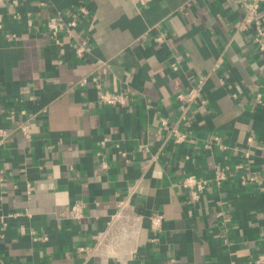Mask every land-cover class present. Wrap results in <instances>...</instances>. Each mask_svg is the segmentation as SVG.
Instances as JSON below:
<instances>
[{"label": "crops", "instance_id": "0c3cea01", "mask_svg": "<svg viewBox=\"0 0 264 264\" xmlns=\"http://www.w3.org/2000/svg\"><path fill=\"white\" fill-rule=\"evenodd\" d=\"M82 4L92 15L80 17L73 36L54 40L46 19ZM243 14L239 0L0 4V127L10 130L0 145V214L32 213L0 230V264H260L264 51L238 29ZM82 40L92 45L86 59L74 50ZM202 77L208 103L178 123L177 94ZM95 83L132 100L103 105ZM22 109L32 116L30 140L16 128ZM163 118L189 134L185 143L161 130ZM214 135L221 143L206 147ZM218 165L230 167L227 180L198 199L180 186L188 173L214 180ZM253 175L260 183H243ZM133 185L125 219L106 243L78 252L95 247ZM75 199L85 203L79 220L68 216Z\"/></svg>", "mask_w": 264, "mask_h": 264}, {"label": "built area", "instance_id": "2783aa9c", "mask_svg": "<svg viewBox=\"0 0 264 264\" xmlns=\"http://www.w3.org/2000/svg\"><path fill=\"white\" fill-rule=\"evenodd\" d=\"M3 3L4 0H0V4ZM239 5L244 10V14L238 29L240 31H250L253 34L254 42L256 43L257 48L260 51H264V0H239ZM92 13L93 11L90 7L82 4L76 8L68 9L66 11H60L50 15L46 19L44 24L50 36L54 40L58 41L59 35L61 33L73 36L75 30L79 26L80 17H89L92 15ZM28 24L32 25L31 20H29ZM156 40L161 41L162 37H157ZM74 50L77 57L86 59L92 50V45L89 40H82L75 43ZM222 61L223 57H220L216 61L215 66L218 67L222 63ZM203 81L204 79L202 77L197 86H192L191 88H189L188 91L180 92L177 94V103L179 104L181 109V114L178 123L184 122L188 124L191 114V108L193 107V105H206L208 103L202 90ZM87 82L88 79L84 78L80 81L79 85L84 86ZM95 85L97 88H99V102L103 105L126 107L132 100L131 95L125 91L111 92L105 89L101 85V83H95ZM232 95L234 97L238 96L236 93H233ZM20 113L22 115V118L18 121L16 128L21 131V133L27 139L30 140L32 138V116L28 114V111L26 109H22ZM161 130L168 132L169 138H171L175 144L185 143L189 137V134L180 129L179 126H170L167 118L162 119ZM9 135V129L5 127H0V145L9 137ZM220 139L221 138L219 135H214L213 139L206 143V147H211V145L216 142L221 143ZM221 148H225V146L221 145ZM245 155L247 156V154ZM103 165H105V163H103ZM214 170V180L201 177L195 173H188L182 178L180 186L184 189L189 190L192 196L195 199H198L201 193H203L211 185V183H215L217 186L222 185L228 178V171L230 170V167L228 165H218L215 167ZM247 178L243 179V183H246L248 181L260 183V180H258V177L256 175H253L248 179ZM25 188L26 195L30 197L32 194L31 183H27ZM136 191L137 185H133L129 187L125 197L123 199L118 200L117 211L112 215L111 220L108 223L106 229H104L99 235H97V244L95 245L96 248L93 246L80 245L77 248L78 252L95 253L98 247L106 243L108 237L113 233L117 223H119L122 219H125L126 211L131 206V199ZM84 207L85 203L81 199H75L71 204L68 216L72 219H82L84 217ZM23 216L30 217L32 216V213L29 210H18L0 214V230L3 232L7 228L10 218H20ZM162 220L163 217L161 215H156L155 217H153V228L159 229L162 225ZM20 231L21 233H26V227L24 225L21 226ZM30 233L33 235V238L35 240L46 239V237H40L35 235L34 231H31ZM256 262L264 264V254L259 255Z\"/></svg>", "mask_w": 264, "mask_h": 264}]
</instances>
